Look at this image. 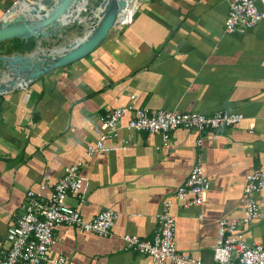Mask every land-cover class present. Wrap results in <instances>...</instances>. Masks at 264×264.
Listing matches in <instances>:
<instances>
[{
	"label": "crops",
	"instance_id": "crops-1",
	"mask_svg": "<svg viewBox=\"0 0 264 264\" xmlns=\"http://www.w3.org/2000/svg\"><path fill=\"white\" fill-rule=\"evenodd\" d=\"M15 1L0 0V16ZM228 12L229 0H145L126 25L112 28L95 53L0 94V203L12 208L10 216L0 214V251L13 240L26 192L57 182L65 166L84 156L87 144L103 133L102 114L126 105L208 115L237 111L247 117L239 124L201 134L179 128L167 145L160 134L123 128L120 139L129 138L130 146L87 160L86 200L66 199L87 220L104 209L117 211L110 234L60 225L50 253L52 260L68 254L63 264H155L148 255L126 251L122 237L153 240L162 203L176 194L201 155L210 166L206 176L213 191L201 206L185 208L170 200L175 244L214 263L219 219L241 215L246 176L264 168V21L227 33ZM55 39L43 38L40 46L59 45L51 43ZM13 40L0 42V53L11 54L12 47V54L28 52L21 39ZM253 119L256 128L250 133ZM259 202L264 204V196ZM254 222L248 230L262 241L247 237L246 225L240 229L247 241L264 243V222Z\"/></svg>",
	"mask_w": 264,
	"mask_h": 264
},
{
	"label": "built area",
	"instance_id": "built-area-1",
	"mask_svg": "<svg viewBox=\"0 0 264 264\" xmlns=\"http://www.w3.org/2000/svg\"><path fill=\"white\" fill-rule=\"evenodd\" d=\"M137 9V8H136ZM136 11V10H135ZM135 11L128 17L126 24ZM264 21V0H229V12L225 31L236 33L255 27ZM117 23V24H118ZM246 115L237 111H218L208 115L200 112L150 109L135 105L118 106L100 116L103 133L94 143H88L85 154L127 149L129 138L120 139L123 128L133 132L160 134L163 145L170 141L171 133L179 128L193 129L200 134L219 130L242 122ZM256 128L255 120L249 123L250 133ZM108 140H119L108 145ZM201 139L198 140V143ZM83 159L64 167L62 176L55 183L43 182L29 189L21 206V214L12 227L13 240L9 247L0 251V264H43L54 261L63 264L66 257L60 255L52 260L50 253L56 243L55 231L60 225L73 226L80 232L108 236L119 218L114 209L102 210L87 220L78 207L67 203L69 196L80 203L86 200L90 180L82 172ZM211 182L206 176L204 161L198 155L188 178L181 184L176 197L183 207L203 205L207 201ZM264 190V168L246 176L241 215L222 217L218 221V233L213 252V264H264V243L245 239L241 225H248L263 217L257 195ZM157 229L153 240L138 235H123L124 249L152 257L155 264H206L201 256L179 250L175 244L176 215L172 202L162 203L156 214Z\"/></svg>",
	"mask_w": 264,
	"mask_h": 264
},
{
	"label": "water",
	"instance_id": "water-1",
	"mask_svg": "<svg viewBox=\"0 0 264 264\" xmlns=\"http://www.w3.org/2000/svg\"><path fill=\"white\" fill-rule=\"evenodd\" d=\"M26 2L30 9L16 11L18 3ZM77 0H17L0 16V42L33 37L37 48L29 53H0V94L27 87L34 79L66 64L81 59L94 51L107 38L109 32L120 21L122 8L128 0H100L95 17L88 32L81 38L63 46L50 48L40 46L43 38L56 34V30L66 25L59 19L66 15ZM42 3L45 8H40ZM40 14L42 18L30 22L27 16ZM9 20H5V19ZM75 18L72 22H77ZM59 48V50H58ZM1 109V107H0Z\"/></svg>",
	"mask_w": 264,
	"mask_h": 264
},
{
	"label": "rangeland",
	"instance_id": "rangeland-1",
	"mask_svg": "<svg viewBox=\"0 0 264 264\" xmlns=\"http://www.w3.org/2000/svg\"><path fill=\"white\" fill-rule=\"evenodd\" d=\"M83 1V3L82 4H80L79 5V8L78 9H76V8H73V10L72 11H69L68 13H67V15L62 19V24H65L66 23V25H64L62 28H61V30H56L55 32H56V34H54V35H52V36H55V37H57L58 39H55V41H53V42H51V43H59V46H63V45H67V44H69V43H71L73 40H75V39H81L87 32H88V30H89V27H90V25H91V18L93 17V19L94 20H96L97 18L95 17V15H97V13L95 12V10H94V8H97L98 7V4H99V1L100 0H82ZM145 2V0H135V3H134V7H133V9H132V11L134 12L135 11V9H136V7L137 6H139V8L141 7V5L143 4ZM133 5V4H132ZM80 7L82 8V10L83 11H81L80 10ZM132 12V13H133ZM131 14V13H130ZM68 17H71L72 18V20H70V21H68L67 19H68ZM75 18H78V21L77 22H72ZM89 18V19H88ZM121 22H125V21H121ZM89 25V26H88ZM118 25H122V23H118ZM126 25V24H125ZM68 33V34H67ZM52 36H50V37H52ZM8 40H13V39H8ZM14 41V43H16V41L15 40H13ZM63 42H65V43H63ZM43 48V47H42ZM45 48V47H44ZM98 48H100V46L98 47ZM98 48H96L94 51H92L91 53L93 54V53H95L96 52V50L98 49ZM13 49H14V47H12V48H10V51H13ZM59 49V48H58ZM91 53H89V54H91ZM86 57V56H85ZM85 57H83V58H85ZM83 58H81V59H83ZM79 60V59H78ZM78 60H76V61H78ZM59 90V89H58ZM60 91H56L55 93H54V95L57 97V98H59L60 97ZM46 95H48L47 93H46ZM193 130V129H192ZM108 153V152H107ZM107 153H102V154H95L94 156H98V155H106ZM202 153H203V155H204V159H206V148H205V146H203L202 147ZM75 155V154H74ZM73 155V158L75 157ZM93 156H87L85 153H84V156L81 158V159H83V161H84V166H83V168H82V172H83V170H85V168L87 167V160H89V159H91ZM75 161H77V160H75ZM72 163V162H71ZM74 163V162H73ZM68 165H70V164H68ZM204 166H205V170H206V174L208 175V170H209V164H208V162H206V160H204ZM209 176V175H208ZM237 188L239 187V186H236ZM27 191V190H26ZM212 191H213V189L211 188V189H209L208 190V198L210 197V194L212 193ZM261 196H264V190L262 191V193H260V194H258L257 195V202L259 203V206H260V208H261V210H262V212H263V218L261 219V220H259V221H256V222H254L255 224H258V223H260V222H264V204H261L260 202H259V200H260V197ZM170 200H175V201H177V202H179L178 201V199H177V197H176V195L174 194V196H172L171 198H170ZM67 201H68V199H67ZM11 211H12V208H10V206H9V204L7 203V202H2V203H0V214H2L3 216H10V213H11ZM173 213H174V211H173ZM225 217H228V215L227 216H225ZM67 227H71V228H74L73 226H67ZM250 227V225H246V226H244V231H246V230H248V228ZM78 230V229H77ZM85 233H88V232H85ZM252 233H254V231H251L250 229L246 232V236L247 237H252L254 240H260V241H262V238L261 237H256L255 236V234H254V236H253V234ZM7 235V234H6ZM2 242H3V240H2ZM2 242H0V247H1V245H2V247H3V245L4 244H1ZM56 244V243H55ZM6 247V246H5ZM66 257H68V261H69V258H70V256L68 255V254H66ZM46 263V262H45ZM44 264V263H43Z\"/></svg>",
	"mask_w": 264,
	"mask_h": 264
},
{
	"label": "bare ground",
	"instance_id": "bare-ground-1",
	"mask_svg": "<svg viewBox=\"0 0 264 264\" xmlns=\"http://www.w3.org/2000/svg\"><path fill=\"white\" fill-rule=\"evenodd\" d=\"M83 1L82 0H77L75 1L74 5L70 8L69 11H72L73 8H76L78 9L79 8V5L82 4ZM134 3H135V0H128V3H127V6L123 7L122 8V12H121V15H120V21H126L128 19V17L130 16V13L132 12V9L134 7ZM133 4V5H132ZM39 7L40 8H45V6L42 4V3H39ZM31 6H29L26 2H21L18 3V5L16 6V11H19V10H26V9H30ZM137 8V7H136ZM136 10V9H135ZM96 13L98 12V10L95 11ZM67 15V14H66ZM62 16L61 19H59V21L61 22L62 19L66 16ZM42 18V16L40 14H30L27 16V19L28 21L30 22H35L37 20H40ZM89 19V18H88ZM6 21L9 20V19H5ZM68 21L72 20L71 17H68L67 19ZM62 23V22H61ZM89 26V25H88ZM59 50V49H58Z\"/></svg>",
	"mask_w": 264,
	"mask_h": 264
},
{
	"label": "trees",
	"instance_id": "trees-1",
	"mask_svg": "<svg viewBox=\"0 0 264 264\" xmlns=\"http://www.w3.org/2000/svg\"><path fill=\"white\" fill-rule=\"evenodd\" d=\"M15 39H17V38H15ZM23 41V44H24V52L25 51H28V52H26V53H29V52H32V51H34L35 49H36V45H37V43H36V40L33 38V37H31V38H29L28 40H22ZM23 48H19L18 50H22ZM10 53L12 54V51H10ZM1 102H2V99L0 98V104H1Z\"/></svg>",
	"mask_w": 264,
	"mask_h": 264
}]
</instances>
